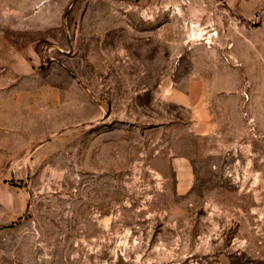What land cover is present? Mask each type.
Masks as SVG:
<instances>
[{
  "label": "rangeland",
  "instance_id": "obj_1",
  "mask_svg": "<svg viewBox=\"0 0 264 264\" xmlns=\"http://www.w3.org/2000/svg\"><path fill=\"white\" fill-rule=\"evenodd\" d=\"M0 264H264V0H0Z\"/></svg>",
  "mask_w": 264,
  "mask_h": 264
},
{
  "label": "crops",
  "instance_id": "obj_2",
  "mask_svg": "<svg viewBox=\"0 0 264 264\" xmlns=\"http://www.w3.org/2000/svg\"><path fill=\"white\" fill-rule=\"evenodd\" d=\"M227 81V79H225ZM227 84V83H226ZM175 95V98H172L173 101H175L176 103H179L181 105L190 107L192 109V113H194V118L197 122H200L202 120H205V116L201 117V113L203 112L205 115V110H204V106H200L199 104H193V101L191 100L190 96L188 97L186 94H173V96ZM182 95V96H181ZM184 96V97H183ZM207 122V121H206ZM205 122V123H206ZM182 164H178L180 168H183V174L182 177H187L189 174V168H190V163L189 161L187 162H183V161H179Z\"/></svg>",
  "mask_w": 264,
  "mask_h": 264
},
{
  "label": "bare ground",
  "instance_id": "obj_3",
  "mask_svg": "<svg viewBox=\"0 0 264 264\" xmlns=\"http://www.w3.org/2000/svg\"><path fill=\"white\" fill-rule=\"evenodd\" d=\"M193 34V36H195L197 33H195V32H193V33H191V35Z\"/></svg>",
  "mask_w": 264,
  "mask_h": 264
}]
</instances>
